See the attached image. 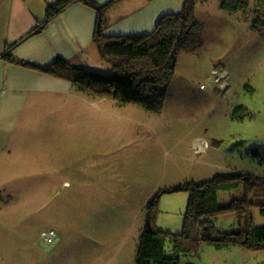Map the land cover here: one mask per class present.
I'll return each mask as SVG.
<instances>
[{
	"label": "rangeland",
	"instance_id": "obj_1",
	"mask_svg": "<svg viewBox=\"0 0 264 264\" xmlns=\"http://www.w3.org/2000/svg\"><path fill=\"white\" fill-rule=\"evenodd\" d=\"M221 2L197 3L203 47L178 54L159 113L85 94L21 127V169L0 168V264H135L150 201L159 197L153 227L179 232L188 193L171 189L218 175L264 177V32ZM81 58L110 74L94 43ZM252 215L264 225L259 210ZM49 231L52 247L41 238ZM179 264H264V251L203 246Z\"/></svg>",
	"mask_w": 264,
	"mask_h": 264
},
{
	"label": "trees",
	"instance_id": "obj_2",
	"mask_svg": "<svg viewBox=\"0 0 264 264\" xmlns=\"http://www.w3.org/2000/svg\"><path fill=\"white\" fill-rule=\"evenodd\" d=\"M76 0H55L47 6L45 22L51 21ZM97 15L93 43L109 75L74 67L61 59L49 66H30L41 73L65 79L75 89L88 96L106 98L118 105H135L150 113H159L165 92L170 86L178 54L193 53L203 47L199 25L195 21L197 3L207 0H185L181 11L166 15L155 29L146 35L105 37L107 9L92 0H79ZM220 8L226 13H248L251 29L264 32V0H222ZM188 193L187 207L179 232H162L152 225L156 197L147 204L146 220L139 238L135 264H179L180 257L197 256L203 246L216 250L241 248L264 251V225L255 227L253 211L264 218V177L232 174L215 176L201 183L188 182L169 192ZM229 201L220 202V194ZM232 216L230 229L218 225L223 217Z\"/></svg>",
	"mask_w": 264,
	"mask_h": 264
},
{
	"label": "crops",
	"instance_id": "obj_3",
	"mask_svg": "<svg viewBox=\"0 0 264 264\" xmlns=\"http://www.w3.org/2000/svg\"><path fill=\"white\" fill-rule=\"evenodd\" d=\"M92 1L104 6L111 0ZM184 1L117 0L106 11L104 36L149 34L162 17L178 14ZM54 2L0 0V168L21 169V139L27 134L21 127H34L33 120L52 103L88 99L71 82L30 67L61 59L89 70L81 55L93 45L95 11L76 0L45 22L47 6Z\"/></svg>",
	"mask_w": 264,
	"mask_h": 264
},
{
	"label": "built area",
	"instance_id": "obj_4",
	"mask_svg": "<svg viewBox=\"0 0 264 264\" xmlns=\"http://www.w3.org/2000/svg\"><path fill=\"white\" fill-rule=\"evenodd\" d=\"M41 238L46 247H52L55 243V235L53 231L42 233Z\"/></svg>",
	"mask_w": 264,
	"mask_h": 264
}]
</instances>
